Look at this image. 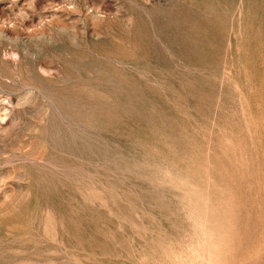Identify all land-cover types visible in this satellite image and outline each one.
I'll use <instances>...</instances> for the list:
<instances>
[{"label": "rangeland", "instance_id": "rangeland-1", "mask_svg": "<svg viewBox=\"0 0 264 264\" xmlns=\"http://www.w3.org/2000/svg\"><path fill=\"white\" fill-rule=\"evenodd\" d=\"M0 264H264V0H0Z\"/></svg>", "mask_w": 264, "mask_h": 264}]
</instances>
